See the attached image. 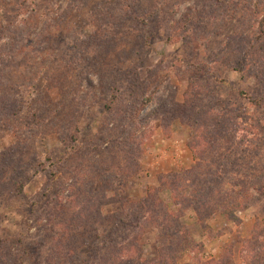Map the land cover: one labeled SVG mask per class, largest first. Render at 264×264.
I'll list each match as a JSON object with an SVG mask.
<instances>
[{"label": "rangeland", "instance_id": "1", "mask_svg": "<svg viewBox=\"0 0 264 264\" xmlns=\"http://www.w3.org/2000/svg\"><path fill=\"white\" fill-rule=\"evenodd\" d=\"M156 1L139 21L120 0H0V264H246L256 248L264 195L236 220L211 210L251 188L222 155L264 161V105L240 97L264 94V63L239 70L264 0ZM145 201L190 248L137 226Z\"/></svg>", "mask_w": 264, "mask_h": 264}, {"label": "trees", "instance_id": "2", "mask_svg": "<svg viewBox=\"0 0 264 264\" xmlns=\"http://www.w3.org/2000/svg\"><path fill=\"white\" fill-rule=\"evenodd\" d=\"M153 1H154V3H153L154 6L151 10V14L154 15V14H157L158 12H160L162 10V5L165 4V1L163 0L164 2H160V3L156 0H153ZM216 1L220 2L222 0H216ZM120 2H121L122 10H124L125 12H130V14L133 15L132 16L133 19L139 20L140 17L138 14L139 13L138 10L142 9L143 0H130V2H129V0H120ZM37 5H39V4H37ZM196 9L197 8H193V10H195V11H196ZM262 31L264 32V30H262ZM262 40H263V37L261 36V37H257L256 39H254V41H249L247 43V47H246L247 50H245L243 52L242 57L239 60L241 63H243V65L240 66L241 68L238 66L242 76L244 75L247 68L249 67L248 61L253 59L254 57L257 58L256 61L254 60L256 62V64L257 63H260V64L264 63V54L261 55V54H259V51H258V50L264 51V42L260 45ZM26 42H27V40H26ZM255 62L253 64H255ZM236 69H238V68H236ZM253 94L254 93H250L246 90L240 91V97L241 98H244V99L248 100L250 103H254L258 106L264 105V94L263 95H256V96ZM215 111H216L215 107H211L207 110L208 114L216 113ZM215 132L218 133V130H215L214 133ZM217 139L218 138L210 139V141L207 145L209 147L213 148V146L216 144ZM236 156H237V154L234 155V157H236ZM222 157H223V161L221 163L222 168L220 169L222 171V175L224 174V172L229 173L232 171H236L237 175L238 174H244L247 177V179H249L248 182H249V186L251 188L244 187L243 189H238V190H235V188H233L234 190H231V191L227 190L225 193L223 192L222 198L220 199L219 203L217 204V207L214 206L215 209H213L211 211L218 212L220 214H223L227 218L229 217L232 220H236V219H238L236 211H244V210L248 209L249 207L253 206L252 203H254L255 201L254 202H252V201L256 197H258V194H259V196L264 195V161H262V163L254 162V159H253L251 164L248 166L249 168H251L252 165H254L255 163H259V164L254 166V168H255L254 173L249 174V172H243V169L238 167V165H242L243 167L247 168V165L249 164V161L251 160V158H248L245 155H241V156L238 155L235 158V159H238L236 161L233 159L231 154H228L227 156L222 155ZM220 159L221 158H218L217 160L220 161ZM240 159H242V162L239 161ZM207 165L209 168H211L209 162L207 163ZM240 181L241 182H238V183H242L243 186L247 185V181L243 182V179H240ZM210 187H211V191L213 193L217 192V190H218L217 187L212 188V185ZM155 190H157V188H147V194L154 195ZM224 190L222 188V191H224ZM252 191H254V192H252ZM256 193H258V194L256 195ZM156 202H155V205H156ZM148 203H149L148 207L150 208V210L149 211L147 210L146 214H143L144 212L141 215H137L134 213V217L139 222V224L137 226H140L142 224V221L147 222L146 224H148V222H149L150 225H154V227H157V228L159 226V231H160L159 234L162 235V237H163V233H165L166 234L165 236L167 237V239H169V241L171 239L170 235L172 233H176V235H178V237H179V235L181 236L178 247L182 248L183 250H186L188 247L190 248V246L192 245V240L190 239V236L189 235H187V236L183 235V233H184L183 228H181V230L177 228L175 231H173L170 228V222H169L170 220H168V219L165 220V222L163 224L161 222H159L160 216L156 217L155 216V210H153V209L151 210V207H152L151 202H148V201L142 202L141 203L142 210H145V208H143V207H146L148 205ZM202 203H203L202 205H208V206L211 205L209 203L208 198L205 202H202ZM131 208H132V203L130 205V209ZM262 208H264V204L262 205ZM195 210H196V214L198 216V222L200 224L202 223L203 228L207 227L208 224H206L204 222L203 216L201 214L202 208H195ZM170 214L171 213H168V215H170ZM172 221L174 223H178V221H176V220H172ZM140 227H138V228H140ZM142 234H143V232L141 233V235ZM138 237L140 238L142 236L138 235ZM172 237H173V234H172ZM263 237H264V227L263 228L260 227L259 221H258L254 224V227H253V245L256 246V248L254 247L255 249L254 250L252 249V251L249 250V248H245L243 250L244 259L246 260V264H260L261 260L264 261V249H262L263 246H260V242H261V240H263ZM85 242H87V241H85ZM133 245H131L129 248L132 249ZM129 248L126 249L125 247H122L120 249V251L118 252L117 258L119 259L120 256H123L122 257L123 259H121V260H126L127 262H128V260H131V258H133V256L131 255L130 259H129V257L127 255V253L130 252V251H128ZM83 250H84L83 253L84 254L86 253L84 255V257L86 259L88 258V260H89V258L91 259L93 257L92 256L93 247H92V244H90V242H87V244L83 245ZM256 254H257L258 258L260 256L262 258L260 260L259 259L253 260L254 255H256ZM126 255H127V258H126ZM147 263H149V262H147ZM147 263H145V264H147ZM113 264H114V262H113ZM149 264H151V263H149Z\"/></svg>", "mask_w": 264, "mask_h": 264}]
</instances>
